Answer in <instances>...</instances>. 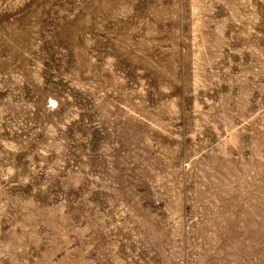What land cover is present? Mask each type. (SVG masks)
<instances>
[{
    "label": "rangeland",
    "instance_id": "obj_1",
    "mask_svg": "<svg viewBox=\"0 0 264 264\" xmlns=\"http://www.w3.org/2000/svg\"><path fill=\"white\" fill-rule=\"evenodd\" d=\"M0 264H264V0H0Z\"/></svg>",
    "mask_w": 264,
    "mask_h": 264
}]
</instances>
